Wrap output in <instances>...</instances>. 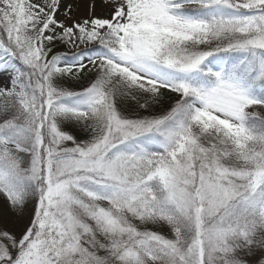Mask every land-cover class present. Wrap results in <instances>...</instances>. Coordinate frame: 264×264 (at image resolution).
<instances>
[{"label":"snow or ice","instance_id":"obj_1","mask_svg":"<svg viewBox=\"0 0 264 264\" xmlns=\"http://www.w3.org/2000/svg\"><path fill=\"white\" fill-rule=\"evenodd\" d=\"M99 5L0 0V264H264V0Z\"/></svg>","mask_w":264,"mask_h":264},{"label":"rangeland","instance_id":"obj_2","mask_svg":"<svg viewBox=\"0 0 264 264\" xmlns=\"http://www.w3.org/2000/svg\"><path fill=\"white\" fill-rule=\"evenodd\" d=\"M82 2H86L87 0H81ZM90 2V0H88ZM99 0H97L98 2ZM88 2V3H89ZM85 3V5H86ZM87 8V7H86ZM98 9L96 10V15H104L106 13L101 12L98 14ZM81 12V11H80ZM77 16H85L87 15V10H84L79 14H76ZM62 18V17H58ZM69 51L68 49H65L63 46H57L54 49L55 52H67ZM86 138V137H84ZM32 214V211L29 212V210L25 213L23 218H21L18 214H12L9 210L6 204L0 203V229H4L9 231L10 233H13L17 236H19L26 228L28 222H29V217ZM168 235V234H167Z\"/></svg>","mask_w":264,"mask_h":264},{"label":"bare ground","instance_id":"obj_3","mask_svg":"<svg viewBox=\"0 0 264 264\" xmlns=\"http://www.w3.org/2000/svg\"><path fill=\"white\" fill-rule=\"evenodd\" d=\"M66 2L68 3H76L77 0H66ZM88 0H87V3L86 2H82L81 0H79V9H78V12L76 14H79L84 11V10H87V5H88ZM86 3V5H85ZM97 9H98V14H100L102 12L101 8H100V5H99V1L97 2ZM81 11V12H80Z\"/></svg>","mask_w":264,"mask_h":264},{"label":"trees","instance_id":"obj_4","mask_svg":"<svg viewBox=\"0 0 264 264\" xmlns=\"http://www.w3.org/2000/svg\"><path fill=\"white\" fill-rule=\"evenodd\" d=\"M30 211H32V206H31V205L29 206V212H30ZM162 234L167 235V234H168L167 230H164V232H163Z\"/></svg>","mask_w":264,"mask_h":264}]
</instances>
